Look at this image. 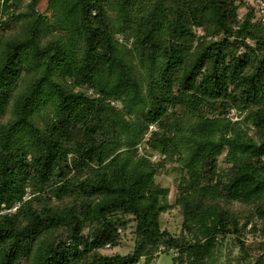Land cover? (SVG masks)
I'll return each instance as SVG.
<instances>
[{
	"label": "trees",
	"instance_id": "trees-1",
	"mask_svg": "<svg viewBox=\"0 0 264 264\" xmlns=\"http://www.w3.org/2000/svg\"><path fill=\"white\" fill-rule=\"evenodd\" d=\"M39 2L0 0V264L171 250L220 264L230 235L236 264H264L242 240L249 224L264 233V22L249 0ZM171 163L174 204L157 181ZM171 208L181 237L163 225Z\"/></svg>",
	"mask_w": 264,
	"mask_h": 264
},
{
	"label": "rangeland",
	"instance_id": "rangeland-1",
	"mask_svg": "<svg viewBox=\"0 0 264 264\" xmlns=\"http://www.w3.org/2000/svg\"><path fill=\"white\" fill-rule=\"evenodd\" d=\"M47 6V0H40L39 2V8L44 10ZM242 13H245V10L242 11ZM250 44H254L255 42L253 40H248ZM113 104H116V102H112ZM117 105H120L119 103ZM229 116L235 121L238 119H242L243 117H239L237 112L235 110H232L229 113ZM154 128L152 129L150 127V131H157L158 127L156 124H153ZM144 145H141L139 147V153H144L143 150ZM150 155V154H149ZM154 161L158 159L157 155H150ZM175 164H168L166 171L159 172L157 176V181L162 186V192H161V199L163 203H175V199L178 196L179 190L177 189L176 185V177H178V170L175 168ZM15 208L12 212H15ZM5 212V211H4ZM162 222L164 227L170 229L173 233L178 235L179 237L183 236L186 232L183 231L182 226V216L180 212L175 209L171 208L166 213L162 214ZM251 224L247 226L246 231L242 234V240L245 242V246L247 248V252H249V257H256L259 255H263L264 252L260 249V244L263 241V231L258 230L257 232L251 231ZM134 222H129V225L127 226L126 231H123L122 233L126 234V242H124L121 246L117 247L116 250L118 252H121L123 254L129 252L134 245ZM233 239H235V235L228 236V239H226L223 247L222 252L220 255V264H236L235 259L238 255H240L241 248L240 246L235 245L233 242ZM158 256L154 259L155 264H174L173 257L177 256L173 252L170 251V253H161L160 251L156 253ZM245 263V262H244ZM140 264H149V262L146 259H142Z\"/></svg>",
	"mask_w": 264,
	"mask_h": 264
},
{
	"label": "built area",
	"instance_id": "built-area-1",
	"mask_svg": "<svg viewBox=\"0 0 264 264\" xmlns=\"http://www.w3.org/2000/svg\"><path fill=\"white\" fill-rule=\"evenodd\" d=\"M249 3L252 5L253 10H254L253 22H258V21L264 22V0H249ZM150 127L153 129L154 125L152 124ZM17 206H18V204L15 207H13L12 209H10V211H13L14 208L16 209ZM5 212H7V210ZM118 231L120 233H122L123 228L119 227ZM106 248L111 249V245L108 244ZM163 249H164V247L162 246L161 250H163ZM171 252H173L175 255L179 254L176 250H171Z\"/></svg>",
	"mask_w": 264,
	"mask_h": 264
}]
</instances>
